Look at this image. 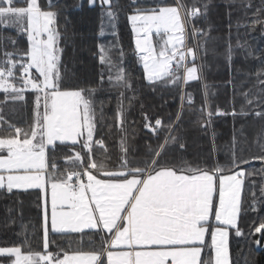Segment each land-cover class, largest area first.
I'll return each instance as SVG.
<instances>
[{"label": "snow or ice", "instance_id": "snow-or-ice-1", "mask_svg": "<svg viewBox=\"0 0 264 264\" xmlns=\"http://www.w3.org/2000/svg\"><path fill=\"white\" fill-rule=\"evenodd\" d=\"M100 3L112 8V0ZM136 4L133 0V6ZM52 7L51 0L48 10L40 0H0V131L7 133L0 136V190L37 189L43 200V252L33 251L30 245L27 252L22 251L26 237L21 246L0 247V258H4L0 264H233L230 231L236 237L245 235L239 222L246 211L257 213L252 224L258 226L249 235H257L259 245L264 240V216L258 214V206L264 204V129L255 138L259 151L247 157L236 154L233 137L227 169L202 168L184 159L175 164L162 162L169 144L185 147L173 134L171 122L164 143L155 151L149 148L148 157L136 165L128 159L126 133L120 141L119 163L110 166L107 146L96 137V109L91 98L95 89L63 87L62 34L59 13L50 10ZM244 7L252 9V0H244ZM206 8L205 4L202 13L184 0H174V5L155 0L150 7H135L127 17L149 84L177 86L198 79L196 49L186 44V24L206 15ZM106 15L114 19L116 13L107 10ZM252 15L250 26L260 25L264 31V0ZM8 29L26 38V49L19 48L16 38L5 35ZM202 35L193 27V38ZM118 54L122 60L123 49ZM189 57L192 66L186 62ZM99 58L109 67L110 86L132 88L125 70L104 47ZM256 77L258 93H242L246 104L255 106L248 111L242 106L240 115L264 120V70ZM103 79L101 74V83ZM27 93L33 94L31 122L21 127L5 119L3 106L9 101L25 102L26 106ZM188 100L191 103L192 97ZM212 115L209 111L208 117ZM180 119L178 113L176 120ZM117 121L124 131L122 105L117 108ZM145 121V127L154 133L162 127L160 119L153 127L146 114ZM252 176L261 178L259 197ZM246 180L252 196L247 208L242 197ZM50 232L80 234L72 239L81 242L87 235L91 244L98 237L101 246L90 252L63 248L50 252V244L55 243L49 240Z\"/></svg>", "mask_w": 264, "mask_h": 264}, {"label": "trees", "instance_id": "trees-1", "mask_svg": "<svg viewBox=\"0 0 264 264\" xmlns=\"http://www.w3.org/2000/svg\"><path fill=\"white\" fill-rule=\"evenodd\" d=\"M40 2L48 10V0ZM51 2L54 7L50 10L59 13L58 27L62 34L59 47L63 49L60 62L63 87L67 90L95 89L91 98L96 109V137L102 138L107 146L110 166L119 163L122 155L120 141L126 133L129 162L140 164L148 157L149 148L155 151L164 143L169 122L175 127L173 134L185 147L180 149L169 144L162 156V162L167 164L184 159L202 168L220 166L227 169L232 159L233 137L236 139L235 152L238 156L247 157L259 151L255 138L264 129V120L251 114L240 115V111L242 106L245 111L255 106L247 105L242 93H258L256 73L264 70V31L260 25L254 29L250 26L253 11L261 0H252V9L244 7V0H235L234 3L233 0H184L189 7L195 4L202 13L205 11L204 5H207L206 15L192 19L188 23L189 28L186 24L187 46L196 49L195 64L200 73L196 80L167 87L162 82L153 85L146 80L127 18L134 13L135 7H150L155 0H137L135 6L133 0H112L111 9L101 5L98 0L95 3H91V0ZM162 2L174 5V0ZM107 10L116 13L114 19L106 15ZM193 27L204 34L196 37L195 41L191 40ZM5 35L16 38L20 49L27 48L26 38L18 36L15 29L6 30ZM198 42L200 47L197 46ZM101 47L108 50L113 61L119 62L125 70L131 89L109 85V67L100 63ZM120 49L124 52L122 60L118 54ZM8 50H12L11 45ZM189 61L191 66V57ZM188 96L192 97L191 103ZM2 99L3 94L0 93ZM32 105L33 94L27 93L26 106L25 102L9 101L3 106L2 114L11 123L26 127V121L31 122ZM121 105L125 118L124 131H121L117 121V108ZM209 111L213 113L211 118L208 117ZM217 112L225 114L217 115ZM178 113H181L179 121L176 120ZM145 114L153 127L156 119L162 121V127L155 133L145 127ZM6 134L0 131V136ZM243 167L252 170L248 165ZM250 179L256 182L255 192L259 197L261 178L252 176ZM249 187L246 180L242 193L245 208L252 201ZM258 207V214L264 216V204ZM42 209V194L37 189H15L12 193L0 190V247L21 246L27 237V245L22 247V251L27 252L30 245L33 251L43 252ZM256 217V212H242L239 227L245 235L236 237L234 230L230 231L233 264H264V240L258 245L255 242L258 236L249 235L250 230L258 226L252 224ZM79 235L50 233L49 240L55 243L50 244L49 251L59 252L63 248L70 252H90L100 248L98 237H93L97 241L95 244L90 243L87 235L82 242L72 239Z\"/></svg>", "mask_w": 264, "mask_h": 264}, {"label": "rangeland", "instance_id": "rangeland-1", "mask_svg": "<svg viewBox=\"0 0 264 264\" xmlns=\"http://www.w3.org/2000/svg\"><path fill=\"white\" fill-rule=\"evenodd\" d=\"M98 1H100V0H98ZM92 3V2H91ZM106 7H109L108 5H105ZM190 24V23H189ZM187 26H188V24H187ZM188 28H189V26H188ZM156 39V37L154 36V40ZM197 38H192L191 40H196ZM192 66V65H191ZM195 66L197 67V70H198V66H197V64H195ZM34 71V70H33ZM199 73L200 72H198L197 71V77L199 76ZM230 239H231V233H230V238H229V242H230ZM230 245V244H229Z\"/></svg>", "mask_w": 264, "mask_h": 264}, {"label": "crops", "instance_id": "crops-1", "mask_svg": "<svg viewBox=\"0 0 264 264\" xmlns=\"http://www.w3.org/2000/svg\"><path fill=\"white\" fill-rule=\"evenodd\" d=\"M14 190H15V189H14ZM86 231H88V230H86ZM50 233H51V232H50ZM50 233H49V234H50Z\"/></svg>", "mask_w": 264, "mask_h": 264}, {"label": "built area", "instance_id": "built-area-1", "mask_svg": "<svg viewBox=\"0 0 264 264\" xmlns=\"http://www.w3.org/2000/svg\"><path fill=\"white\" fill-rule=\"evenodd\" d=\"M192 21V20H191Z\"/></svg>", "mask_w": 264, "mask_h": 264}]
</instances>
